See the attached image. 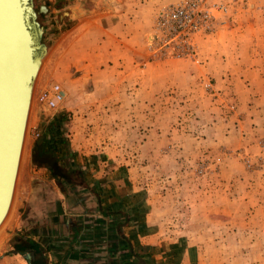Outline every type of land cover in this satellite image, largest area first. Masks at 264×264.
<instances>
[{
    "label": "rangeland",
    "instance_id": "374dc122",
    "mask_svg": "<svg viewBox=\"0 0 264 264\" xmlns=\"http://www.w3.org/2000/svg\"><path fill=\"white\" fill-rule=\"evenodd\" d=\"M105 1L122 9L118 24ZM33 3L48 8V52L0 228V264H27L13 241L36 205L46 210L61 193L32 159L46 128V164L72 167L90 184L73 210L92 209L96 191L121 208L143 256L264 264V0ZM93 4L105 7L85 14ZM67 6L69 18L60 13ZM100 16L109 21L97 27ZM53 83L65 96L48 109L36 96Z\"/></svg>",
    "mask_w": 264,
    "mask_h": 264
},
{
    "label": "crops",
    "instance_id": "0c3cea01",
    "mask_svg": "<svg viewBox=\"0 0 264 264\" xmlns=\"http://www.w3.org/2000/svg\"><path fill=\"white\" fill-rule=\"evenodd\" d=\"M105 2L106 9H114L116 6L112 2ZM99 5L105 7L104 4L96 6L93 4L90 11L85 14L96 11L99 9ZM121 12L122 9L115 8L111 14L114 17L111 22L118 24ZM107 21L109 19L106 16H100L93 23L97 27H101ZM36 169L37 171L42 169L46 174L50 173L49 166L44 165L36 167ZM45 177L47 178V176ZM83 183L90 188V184L85 178ZM93 195V197H99L98 206L97 203H93V205L91 203L92 206L87 204V210L89 208H93V210H84L83 212L75 211L76 208L71 210L78 202H69L70 199L59 193L54 195L57 196V203L51 201L47 207V209L55 210L54 212L46 213L44 203L42 206L36 205L35 211L30 212L31 215L34 214V217L24 222L26 225L23 236L42 244L47 249L45 264H134L136 258L131 254L132 252L136 253L135 255H138L144 264H161L156 260L157 255L143 256L139 252L140 249L145 248L144 244L141 240L137 242L132 240L129 228L123 223L126 221L125 215L120 212L121 208L113 207V204L105 206L96 191ZM79 204L83 206L82 202ZM73 205L74 207H72ZM105 210L112 212V215H108L110 218L101 215V211ZM85 216L93 219L91 221L96 223L93 229L91 225L84 223L89 220ZM82 220L84 222L80 223ZM75 221L79 222L78 225H75L77 224Z\"/></svg>",
    "mask_w": 264,
    "mask_h": 264
},
{
    "label": "water",
    "instance_id": "95a60500",
    "mask_svg": "<svg viewBox=\"0 0 264 264\" xmlns=\"http://www.w3.org/2000/svg\"><path fill=\"white\" fill-rule=\"evenodd\" d=\"M48 8L33 0H0V218L11 195L27 113L31 79L38 65L32 53L48 49ZM67 18L72 8L61 10Z\"/></svg>",
    "mask_w": 264,
    "mask_h": 264
},
{
    "label": "trees",
    "instance_id": "16d2710c",
    "mask_svg": "<svg viewBox=\"0 0 264 264\" xmlns=\"http://www.w3.org/2000/svg\"><path fill=\"white\" fill-rule=\"evenodd\" d=\"M45 132H49L47 128L43 131L42 134L38 136V138L34 140L33 149L38 151L37 156L39 158L34 157V153H32L33 162L37 163V165L39 164L38 166H43V165L49 166L50 174L52 178L54 179L55 183L58 185L59 190L64 195V197L70 199L69 202L73 201L77 203V198L75 195L80 194L81 191H85L89 193L90 192L89 190L91 188H89L86 184L83 183V178L81 177V175H79L80 172H78V170H75L72 167L66 168L58 164L56 160H52L53 162L51 164H48V165L46 164L47 159L50 157L49 155H51V149H48V148L44 149V142L49 139ZM51 199H49L48 201H53L54 203H57V199L55 197L53 198V200ZM92 202L94 204L97 203V206H98L99 200L97 197H93ZM74 205H77V204H74ZM74 205L72 207H74ZM75 208L76 206L72 208L71 210ZM45 211L46 213H48V212H54L55 210L53 211L51 209H46ZM101 215L104 217H109L108 215H112V212L106 211V210L101 211ZM33 217H27V219L30 220ZM85 217L87 218L88 216H85ZM87 219H89L90 221L88 220L84 222L82 220L80 221V223L82 222L88 223L89 225L92 226V229H93L96 226L95 225L96 223L94 221H91L93 220L91 218H87ZM76 223L77 224L75 225H78L79 222H76ZM12 245H13L14 253L21 255L27 264H45L48 251L42 244L38 242H34L21 235V236H17L16 241H13ZM131 254L136 258L134 264H144L143 260H141V258L138 255H135L136 253L132 252Z\"/></svg>",
    "mask_w": 264,
    "mask_h": 264
},
{
    "label": "bare ground",
    "instance_id": "6f19581e",
    "mask_svg": "<svg viewBox=\"0 0 264 264\" xmlns=\"http://www.w3.org/2000/svg\"><path fill=\"white\" fill-rule=\"evenodd\" d=\"M47 52H48V49H45L43 51L39 46H38V48L36 50L33 49V51H32V53H34L36 56H38V65H37V68L35 70L34 76L31 79V87H30V94H29V100H28V107H27V113H26V116H25L24 129H23L21 145H20V150H19L18 159H17V166H16V171H15V176H14L13 185H12V189H11V195H10L9 201L7 203V207L5 209V212L3 213V215L0 218V228L3 225V223L5 222V220H7L6 218L8 216V213H9L10 209H11V206H12L15 186H16L17 177H18V174H19V168H20V164H21V160H22V156H23V145H24L25 136H26V129H27V126H28L29 111H30L31 104H32V101H33L34 83H35L36 77L38 76L40 67H41V65H42V63L44 61V58L47 55ZM63 94L65 96L64 92H63Z\"/></svg>",
    "mask_w": 264,
    "mask_h": 264
},
{
    "label": "built area",
    "instance_id": "2783aa9c",
    "mask_svg": "<svg viewBox=\"0 0 264 264\" xmlns=\"http://www.w3.org/2000/svg\"><path fill=\"white\" fill-rule=\"evenodd\" d=\"M64 90L57 84L53 83L47 88L38 92L37 101L42 103L48 109H54L64 99ZM65 93V92H64Z\"/></svg>",
    "mask_w": 264,
    "mask_h": 264
}]
</instances>
